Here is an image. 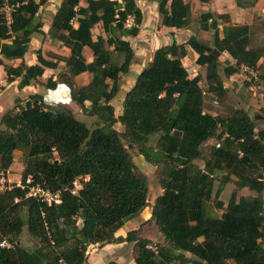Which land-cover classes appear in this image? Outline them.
<instances>
[{
  "label": "trees",
  "instance_id": "16d2710c",
  "mask_svg": "<svg viewBox=\"0 0 264 264\" xmlns=\"http://www.w3.org/2000/svg\"><path fill=\"white\" fill-rule=\"evenodd\" d=\"M47 1L0 0L5 81L18 79L22 89L62 62L55 80L48 77L41 86H65L70 101L94 124L89 129L70 110L48 105L38 94L16 100L1 115V178H8L15 152H21L23 165L19 185H0V242L10 245L0 248V264H84L89 246L119 243L133 244L134 264H264V130L256 125L261 117L236 107H227L222 115L207 112L213 101L224 105V82L243 75L241 66L254 71L264 87V72H256L262 49L254 45L250 26H231L220 38L218 22L226 15L202 11L198 30L211 33L210 41L190 36L154 50L124 94L121 114L114 117L110 101L133 60L124 38L135 37L141 24L135 1L84 0L80 6V0H63L45 35L66 48L68 56L52 55L50 61L37 50L36 63L26 66L30 38L43 34L39 9ZM254 3L237 1L236 6ZM156 5L161 27L190 28L187 0H156ZM97 26L104 37L92 35ZM83 48L91 53L89 62ZM186 49L196 54L194 64L202 73L186 72L181 64ZM223 53L227 62L221 65ZM5 61L18 64L11 67ZM82 73L89 81L77 86L73 79ZM208 140L213 143L202 156ZM128 145L156 169L161 192L149 206V220L163 240L154 245L156 254L146 249L153 243L136 237L135 230L114 236L148 204L146 176L134 165ZM79 177L87 180L71 195V183ZM226 185L232 188L224 204L219 196ZM33 186L59 192V204L26 197ZM241 189L248 194L239 195ZM23 229L35 243L32 247L19 245Z\"/></svg>",
  "mask_w": 264,
  "mask_h": 264
},
{
  "label": "crops",
  "instance_id": "0c3cea01",
  "mask_svg": "<svg viewBox=\"0 0 264 264\" xmlns=\"http://www.w3.org/2000/svg\"><path fill=\"white\" fill-rule=\"evenodd\" d=\"M62 1L63 0H48L42 7H40L39 18L42 23L41 31L43 34H35L30 38V41L27 46V51L23 56V62L26 66H31L36 63L35 51L37 50L40 51V54L45 59L50 61H53V59L51 58L53 57L52 55H57L61 57L68 56V50L66 48L61 47L57 42L51 41L45 35L50 25L52 17L55 14L58 7L60 6V4L62 3ZM145 1L146 2L151 1V3L154 5L153 7L154 15L147 16V14L146 15L141 14L142 18H141L140 31L138 30V33L135 37L124 38L126 41H128L132 49L133 60L129 66L128 73L120 76L118 93L110 101V105L113 107L114 117H117L121 114V102L124 97V94L134 84L136 75L149 62L153 51L159 47L170 45L173 42L176 44L184 43L190 36H195L194 33L189 31L190 28L186 30H175L172 28L161 27L159 25V19L156 12V7H157L156 0H145ZM237 1H244V0H209V2L206 4H200L197 3L196 0H190V5L191 8L193 5H195V7L199 6L198 9L200 10V12L207 11L215 14H222L228 16L229 23L228 21L218 22V35L221 38L225 35V32L229 29V27L237 26L238 18H240V24L248 25V23H250L254 18L264 17V0H255L254 5L251 7H237L236 6ZM79 5L84 6V3L79 2ZM195 23L196 26H198L197 22ZM91 32L93 36H96L97 34H101L98 26L95 27ZM93 32H97V33L93 34ZM200 39L205 40L204 38H200ZM186 50H187V55L185 58L181 60V64L187 73H188L187 69H190V71H192V75H194L193 72L199 70V68L194 64V61L196 59V54L189 49ZM82 55L86 62H89L91 60V53L88 48H83ZM223 55L227 59V55L225 53H223ZM4 63L11 67H14L18 64L17 61H13V62L5 61ZM63 67L64 64L62 62H58L56 69H46L43 72V75L40 78H38L36 83H31L30 85L25 86L22 89H18L17 88L18 79H15L10 83H7L5 81L6 76L3 67L0 66V87L3 88L0 90V100L1 98L5 97L4 95H8V97H10L9 98L10 101H13L14 99L16 100L17 98L21 100H25L29 95L38 94L42 97L43 101L48 105L63 104L62 101L68 98V90L65 86L61 84H57L54 90H46L47 92L50 91L49 100H45V98L43 97L42 94L43 87L41 86V84L44 83L48 77H52V80H55L56 75L64 69ZM73 80L77 86H84L89 81V75L87 73H82L77 77H75ZM120 93H122V95L120 97H117V95H119ZM115 100H117L116 106L114 105ZM11 105L12 104H10L6 109H9ZM2 106L3 105L0 102V117L6 110ZM119 130L121 129L119 128ZM14 158H19V160L21 161L20 162L21 165H23L21 152L18 151L15 152ZM21 170L22 167L20 169V172ZM10 171H11V167L7 172V176H9ZM224 189L225 188H223V191L220 194V196L222 197H223ZM244 190L246 189H241L238 192V194L241 196L247 195L248 191L247 190L244 191ZM230 191L228 193H230ZM160 192L161 190L158 187V192L156 196H158ZM220 196H219V200L225 204L227 201V199H225L226 197L224 199H221ZM262 199H263V211H264V191L262 194ZM149 223H152V225L155 227L152 221H149ZM124 225L115 232L114 234L115 237H124L128 231L138 230L137 228L136 229L133 228L131 230H124L123 228ZM156 232H157V236L154 237L153 239L148 236L142 235L140 231L135 233V236L138 238L148 239L151 242L155 238L162 239L158 231ZM132 245H133L132 243L108 244L101 247L97 245H93L91 246V250H89L87 253L86 261L84 264H107L108 262H113L115 264H134ZM262 246L264 249V241L262 243Z\"/></svg>",
  "mask_w": 264,
  "mask_h": 264
},
{
  "label": "rangeland",
  "instance_id": "374dc122",
  "mask_svg": "<svg viewBox=\"0 0 264 264\" xmlns=\"http://www.w3.org/2000/svg\"><path fill=\"white\" fill-rule=\"evenodd\" d=\"M118 1V0H117ZM136 6L140 10L141 14H144L147 16H153L154 10L153 7L154 5L150 2H146L145 0H134ZM190 4V0H187ZM197 1V0H196ZM80 2L84 3V0H80ZM198 3V2H197ZM199 7V6H198ZM198 7L195 5L192 6L190 5V14H191V23H190V32L194 33L195 36L200 39L204 38L206 41L211 39V33L206 32L203 33L202 31L198 30V26H196V21L199 18L200 15V10ZM228 16L226 15V18L222 19L223 22H227ZM129 24V22H127ZM229 23V21H228ZM237 25H245V24H240V18L237 20ZM250 26L251 33L253 35V43L257 47H261L262 49V55L263 59L262 61L258 62V68H257V74L260 75L264 72V18L257 17L254 18L250 23H248ZM141 24L139 26V31H140ZM97 32H93L95 34ZM219 61L221 62V65H224V63L227 62V59L224 57L222 54L219 57ZM188 70V74L192 75V71L190 69ZM193 73H202L201 70H197L196 72ZM257 79V80H256ZM255 80L248 81L247 77L245 75H235L230 77L228 80L224 82V87L227 89L226 97L223 100L224 105H220V103L217 102L216 105H207V112L210 114H217V115H222L227 107H236V108H242L244 109L250 117L253 115H260L261 118H258V121L256 122L257 129H264V87L261 86V81L259 78H257L256 75ZM249 86L252 87V91L249 90ZM3 89L0 87V90ZM122 92V91H120ZM42 94L45 100H49L50 97V91H46V89L42 88ZM122 93L117 95V97H120ZM5 97L1 98L0 102L3 105V108H7L10 104L13 106L15 104V101H20L21 99H14L13 101H10V97L8 95H4ZM118 99V98H116ZM63 104H61L63 107L66 109L70 110V112L73 114V116L83 122L89 129L93 127L94 124V118L87 117L85 115H82L80 112L79 107H77L73 102L70 101L69 98H66L65 100L62 101ZM114 105H117V100L114 101ZM7 110V109H6ZM5 110V111H6ZM120 128V127H119ZM118 128V129H119ZM121 129V128H120ZM154 138L151 139V144H153ZM213 143V140H208L206 144H203L201 148L202 156H204L207 153V149L209 145ZM128 154L132 157L134 165L140 170L145 176H146V181H147V188H148V194H147V207L137 214L134 218L128 220L125 222L124 225V230H131V229H138L136 230L137 232H141L142 235L148 236L150 238H154L157 236V230L156 227L152 225V223H149V206L152 204L153 198L157 195L158 192V183L155 177L156 174V169L152 166L146 165L142 162L141 157L137 155V152L133 148H127ZM21 161L19 158H14V163L11 166V171L9 172V176L7 179L1 180L0 176V185L1 188L4 186H9V185H19V179H20V169L22 167ZM195 163L198 166H201L202 162L201 160H196ZM216 184L214 185L215 188ZM224 193L223 197L220 196L221 199H227L229 194L228 192L231 190V186H226L224 187ZM246 191V190H244ZM226 195V196H224ZM216 213L219 214V211H216ZM19 245L23 248H29L32 247L35 243L27 236L25 230L23 229L19 237L17 238ZM151 243L153 245H162L163 240L162 239H154ZM91 250V246L87 248L88 252ZM135 252V250H134Z\"/></svg>",
  "mask_w": 264,
  "mask_h": 264
},
{
  "label": "built area",
  "instance_id": "2783aa9c",
  "mask_svg": "<svg viewBox=\"0 0 264 264\" xmlns=\"http://www.w3.org/2000/svg\"><path fill=\"white\" fill-rule=\"evenodd\" d=\"M119 3V0L117 1ZM6 20H9V16H8V10L6 9ZM240 71L242 72L243 75H245L247 77L248 81L251 80H255L256 78V74L254 71H252L251 69L241 66L240 67ZM250 91H252V87L249 86L248 87ZM212 104L214 105L215 102L213 101ZM2 180V178H1ZM87 180L86 177L83 178H76L73 180V182L71 183V186L69 188V193L71 195L76 194L82 187V183L85 182ZM25 184H29V178H27L25 180ZM62 191H66V188L62 189ZM26 197H34L36 198L38 201L45 203L47 206L50 205H57L59 204V192L57 193H49V192H44L42 190L39 189V187L37 186H33L28 188V192L26 193ZM10 245L6 242V241H1L0 242V248H9ZM146 249L149 250L150 252H152L153 254H156L157 249L156 246L154 245H147Z\"/></svg>",
  "mask_w": 264,
  "mask_h": 264
},
{
  "label": "water",
  "instance_id": "95a60500",
  "mask_svg": "<svg viewBox=\"0 0 264 264\" xmlns=\"http://www.w3.org/2000/svg\"><path fill=\"white\" fill-rule=\"evenodd\" d=\"M173 134H178V133H175V132H173ZM131 146L130 145H128V147L127 148H130Z\"/></svg>",
  "mask_w": 264,
  "mask_h": 264
}]
</instances>
